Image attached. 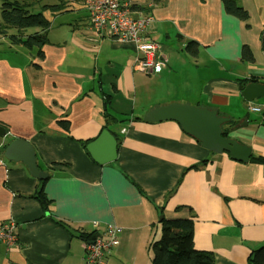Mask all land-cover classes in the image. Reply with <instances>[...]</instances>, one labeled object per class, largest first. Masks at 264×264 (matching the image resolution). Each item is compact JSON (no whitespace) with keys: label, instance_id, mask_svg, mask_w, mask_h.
I'll use <instances>...</instances> for the list:
<instances>
[{"label":"crops","instance_id":"crops-1","mask_svg":"<svg viewBox=\"0 0 264 264\" xmlns=\"http://www.w3.org/2000/svg\"><path fill=\"white\" fill-rule=\"evenodd\" d=\"M50 1L43 57L11 40L39 29L0 33V145L27 140L49 175L0 158V223L14 222L17 237L0 241V264H86V242L111 224L121 232L106 264H152L163 219H192L195 248L215 264H250L264 247V122L249 105L264 100L241 92L264 84V0H239L246 21L222 0H130L153 17L145 36L161 45L165 65L151 76L132 69V45L93 29L85 0ZM172 103L230 118L223 128L251 148L249 161L206 150L175 121L143 120ZM104 130L118 154L100 164L87 147ZM42 187L46 207L34 198Z\"/></svg>","mask_w":264,"mask_h":264},{"label":"water","instance_id":"water-1","mask_svg":"<svg viewBox=\"0 0 264 264\" xmlns=\"http://www.w3.org/2000/svg\"><path fill=\"white\" fill-rule=\"evenodd\" d=\"M241 95L248 102L262 99L264 84L251 82L245 86ZM143 120L146 122L175 121L186 134L195 138L203 148L212 153L226 152L233 159L241 162H248L251 157V148L231 138L223 128L231 119L220 116L216 110L187 103H172L149 111ZM4 136V130L0 127V137ZM117 147L118 142L115 137L108 130H104L96 141L88 145L87 149L97 162L105 164L117 158ZM1 157L9 161L25 163L31 175L39 180H45L49 176L48 173L40 170L36 151L27 140L15 139L3 149L0 145Z\"/></svg>","mask_w":264,"mask_h":264},{"label":"trees","instance_id":"trees-1","mask_svg":"<svg viewBox=\"0 0 264 264\" xmlns=\"http://www.w3.org/2000/svg\"><path fill=\"white\" fill-rule=\"evenodd\" d=\"M223 9L226 14L241 21L249 18L248 12L240 5L239 0H222ZM30 5L20 0L13 2L5 1L1 5L0 33L5 35L9 29L15 28L19 31L27 29H39L41 32L22 39L20 36H11L15 44H20L27 49L39 48L48 42L47 31L51 26L50 21L43 12L31 13ZM57 6H45L44 10H55ZM188 50L194 55L196 51L192 43ZM243 59L252 61L253 57L248 48L243 50ZM242 83V88L245 86ZM108 109V108H107ZM108 117L114 118L110 113ZM225 127V126H224ZM226 133H229L225 128ZM45 181V180H44ZM44 186V183H43ZM44 187L34 196L43 206H47L48 201L44 195ZM194 221L192 219L162 220V235L158 240H153L150 248L153 251L152 264H215L214 255L208 252L199 251L194 246ZM86 240L93 238V235L83 236ZM95 238V237H94ZM250 264H264V247L253 252L249 259Z\"/></svg>","mask_w":264,"mask_h":264},{"label":"built area","instance_id":"built-area-1","mask_svg":"<svg viewBox=\"0 0 264 264\" xmlns=\"http://www.w3.org/2000/svg\"><path fill=\"white\" fill-rule=\"evenodd\" d=\"M85 7L93 29L98 33H106L115 42L132 45L135 57L132 69L143 76H151L165 65L161 54V45L145 36L153 17L145 14L130 0H85ZM249 110L260 113L264 122V104H250ZM15 223H0V241L8 246L16 243ZM121 229L116 225H108L103 236H96L86 242L85 263L106 264V258L112 249L118 246V235Z\"/></svg>","mask_w":264,"mask_h":264},{"label":"rangeland","instance_id":"rangeland-1","mask_svg":"<svg viewBox=\"0 0 264 264\" xmlns=\"http://www.w3.org/2000/svg\"><path fill=\"white\" fill-rule=\"evenodd\" d=\"M5 1H7V0H0V19H1V5H2V3L3 2H5ZM20 1H22V0H20ZM8 2H13V1H10V0H8ZM25 2H27L29 5H30V8H29V10H30V12L31 13H38V12H40L43 8H44V6L46 5V4H48L49 2L51 3V1L50 0H25ZM33 29H30V30H28V32L30 31H32ZM152 93V92H151ZM153 98H158L157 96H155V97H153ZM159 99V98H158ZM262 101V100H264V98H262V99H258V100H256V101ZM154 101H152L151 99H150V97H149V100L146 102V103H148L149 104V108H150V106L151 107H154L156 104L155 103H153ZM166 102V101H165ZM136 114H137V112H136ZM139 114H141V113H139ZM161 237V235L159 236V237H157L156 238V240H158L159 238Z\"/></svg>","mask_w":264,"mask_h":264}]
</instances>
